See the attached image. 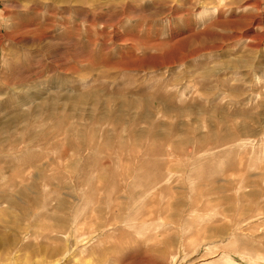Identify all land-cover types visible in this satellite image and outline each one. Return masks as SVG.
<instances>
[{"label": "rangeland", "instance_id": "1", "mask_svg": "<svg viewBox=\"0 0 264 264\" xmlns=\"http://www.w3.org/2000/svg\"><path fill=\"white\" fill-rule=\"evenodd\" d=\"M0 264H264V0H0Z\"/></svg>", "mask_w": 264, "mask_h": 264}]
</instances>
